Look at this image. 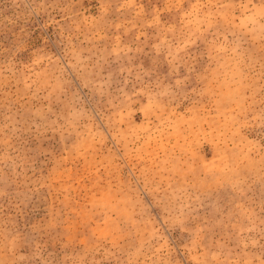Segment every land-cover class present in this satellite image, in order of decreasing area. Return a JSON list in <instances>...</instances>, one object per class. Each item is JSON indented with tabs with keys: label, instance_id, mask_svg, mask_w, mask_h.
Here are the masks:
<instances>
[{
	"label": "rangeland",
	"instance_id": "1",
	"mask_svg": "<svg viewBox=\"0 0 264 264\" xmlns=\"http://www.w3.org/2000/svg\"><path fill=\"white\" fill-rule=\"evenodd\" d=\"M0 264H264V0H0Z\"/></svg>",
	"mask_w": 264,
	"mask_h": 264
}]
</instances>
